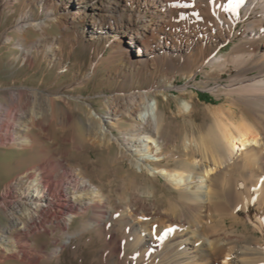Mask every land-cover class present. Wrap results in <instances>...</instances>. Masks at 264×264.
<instances>
[{
    "label": "bare ground",
    "instance_id": "obj_1",
    "mask_svg": "<svg viewBox=\"0 0 264 264\" xmlns=\"http://www.w3.org/2000/svg\"><path fill=\"white\" fill-rule=\"evenodd\" d=\"M15 1L20 0H0V22ZM21 2L36 11L22 10L4 31L3 42L13 44L27 60L38 49L42 56L53 55L56 38L48 28L54 24L60 33L73 34L71 45L82 40L101 60L109 47L111 60L120 61L127 74L104 112L87 110L86 133L99 145L115 144L117 159H128L136 171L166 177L178 195L172 208L179 213L150 201L152 190L128 194L124 205L116 206L80 167L55 155L24 170L1 193L0 208L10 224H0V261L38 264L43 255L29 238L54 225L69 239L100 231L109 253L124 264H264V0H244L235 12L225 10L228 0ZM30 31L36 36L28 38ZM226 41L235 43L218 55ZM131 48L133 58L124 60L123 52ZM155 64L163 77L141 82ZM181 70L189 80L197 71L229 76L211 87L221 104L198 107L192 99L183 101L178 111L188 117L185 131L171 147L162 132L165 120L157 94L172 86ZM38 90H32V97L17 90L11 98L16 109L0 104V146L31 148L28 138L34 127L49 131L55 102ZM159 94L168 100L163 90ZM30 98L37 106L28 109ZM199 113L210 122L207 131L197 125ZM169 156H174V167H167L168 161L157 164ZM212 211L222 218L219 225ZM243 213L255 227L250 236L243 234L248 226ZM75 217L82 220L80 229L69 231Z\"/></svg>",
    "mask_w": 264,
    "mask_h": 264
},
{
    "label": "rangeland",
    "instance_id": "obj_2",
    "mask_svg": "<svg viewBox=\"0 0 264 264\" xmlns=\"http://www.w3.org/2000/svg\"><path fill=\"white\" fill-rule=\"evenodd\" d=\"M21 1H15L6 8L0 22V104L6 108L12 106L16 109L17 107L12 105L11 98L17 90H26L29 97H32V90L38 88V92L52 95L55 102V114L54 123L48 132L44 133L38 127H34L29 132L31 138L28 140L33 143L31 148L0 146V195L6 185L24 170L42 164L55 155H61L68 164L80 167L94 183L101 185L105 193L112 197V202L116 206L124 205L129 195L152 190L154 197H151L150 201H154L162 210H168L174 214L179 213L172 208V202H176L178 195L174 193L175 190L166 177L158 173L155 177H148L147 174L136 171L129 166L128 159H117L115 144L110 147L99 145L93 137L86 133L87 110L91 108L98 113L104 112L113 100L112 96L115 94L118 83L127 74L120 61L111 60L109 47L103 49L101 53L103 60H101L95 57L96 50L88 47L84 41L80 40L75 45H71L69 38L73 34L60 33L58 26L54 24L48 28L51 36L56 38L53 55L42 56L43 52L38 49L32 54L31 60H27L19 50L13 48V44L8 45L3 42L4 31L21 14L22 10L36 11L34 6L25 5ZM236 26L241 29L242 23L238 22ZM35 36L33 31L28 33V38ZM234 43L233 41L221 43L217 54H227ZM134 50V48L125 50L124 60L133 58ZM126 55L129 57L126 58ZM50 56L55 57L56 61L51 62ZM62 68L66 70L59 72ZM150 71L152 74L146 78L141 77V82L146 83L151 80L158 82L164 75L156 64L150 67ZM228 76L229 73H223L222 77H219L216 71L212 74L207 71H197L196 76L189 80L181 70L172 78V86L159 89L157 96L160 100V112L163 113L165 120L162 132L168 145L172 147L174 141L177 140L179 144L183 131H185L183 120L188 117L178 111L183 101L192 99L198 107L205 104H221V99L214 94L211 87L214 84L223 83ZM168 79L166 81H170ZM160 90L167 94L168 100L162 99V95L159 94ZM41 98L45 99L42 96ZM35 105L33 99L30 98L28 109L37 106ZM122 124L125 125L126 122ZM197 125L207 131L210 122L202 113H199ZM113 134L117 135L118 131L113 129ZM91 140L96 143H92ZM166 151L168 152V149ZM165 161H168L165 164L167 167L176 165L174 156L166 157L157 164L163 165ZM217 213V211H212L210 214L219 225L222 218H219ZM243 216L248 226L242 233L250 236V231L255 227L245 213ZM221 217L226 218V225L230 228L228 216ZM0 224H10L2 208H0ZM81 224V218L75 217L70 224L69 231L79 230ZM50 229H52L50 232L41 229L38 235L29 238L35 250L43 255L38 264H124L118 262L114 253H109L110 246L100 231H86L69 239L60 230L56 231L54 225H51ZM257 237L262 238L261 232L257 231ZM56 248H58V254L53 255ZM0 264L23 263L14 258H7L0 261Z\"/></svg>",
    "mask_w": 264,
    "mask_h": 264
},
{
    "label": "snow or ice",
    "instance_id": "obj_3",
    "mask_svg": "<svg viewBox=\"0 0 264 264\" xmlns=\"http://www.w3.org/2000/svg\"><path fill=\"white\" fill-rule=\"evenodd\" d=\"M194 2V0H193ZM244 3V0H228L227 4L224 6L226 11H232L235 12L242 4ZM176 6H182V7H188L189 5L184 4L180 5L177 3ZM217 7H220V5H217ZM170 231V229H169Z\"/></svg>",
    "mask_w": 264,
    "mask_h": 264
}]
</instances>
